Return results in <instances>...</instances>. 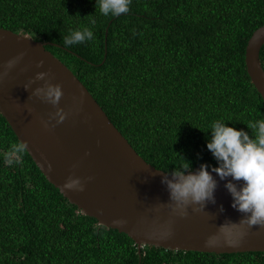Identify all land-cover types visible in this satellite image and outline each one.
<instances>
[{
    "label": "trees",
    "instance_id": "1",
    "mask_svg": "<svg viewBox=\"0 0 264 264\" xmlns=\"http://www.w3.org/2000/svg\"><path fill=\"white\" fill-rule=\"evenodd\" d=\"M95 3L0 0V27L49 42L145 161L169 173L185 161L212 169V121L251 135L246 124L264 119L244 61L264 0H131L116 17ZM84 27L94 38L65 47L64 37ZM259 58L264 68V45ZM19 144L0 113V264H264V251L138 252L128 235L81 213L26 150L13 151Z\"/></svg>",
    "mask_w": 264,
    "mask_h": 264
},
{
    "label": "water",
    "instance_id": "2",
    "mask_svg": "<svg viewBox=\"0 0 264 264\" xmlns=\"http://www.w3.org/2000/svg\"><path fill=\"white\" fill-rule=\"evenodd\" d=\"M47 43L0 27V113L49 183L81 213L132 238L138 252L144 245L218 254L264 251V226L238 223L243 214L231 206L225 187L231 177L221 179L213 172L214 202L205 201L203 211L189 206L184 217L175 214L162 182L172 173L137 153L87 87L45 48ZM263 45L264 24L251 34L244 54L247 74L264 103ZM9 60L16 61L11 68L6 67ZM40 71L48 73V83L62 88L56 106L32 94L45 84L35 80ZM56 107L67 113L60 123L49 121ZM69 177L79 178L83 191L66 189Z\"/></svg>",
    "mask_w": 264,
    "mask_h": 264
},
{
    "label": "clouds",
    "instance_id": "3",
    "mask_svg": "<svg viewBox=\"0 0 264 264\" xmlns=\"http://www.w3.org/2000/svg\"><path fill=\"white\" fill-rule=\"evenodd\" d=\"M97 3L101 14L116 17L129 12L131 0H96L95 5ZM93 38V31L84 27L64 37V46L83 43ZM15 63V60H9L6 67L11 68ZM37 66L41 67L42 62ZM47 76L45 71L36 73L35 80L45 81V84L35 88L32 94L56 106L63 95L62 88L59 84L48 83ZM24 88L29 89V85H24ZM66 115L62 108L56 107L55 112L50 114L49 121L60 123ZM228 122L232 121L214 120L207 130L206 147L217 161V166L209 171V166L202 164L198 171L192 172L191 163L185 161L173 170L172 179L162 180L169 191L170 203L167 206L181 217L187 215V210L192 205H199V208L193 207L192 211H203L205 201L214 202L216 180L212 173L215 172L221 179L231 177L225 187L232 197L231 206L243 214L238 223L247 224L249 227L264 226V119L246 124L251 135L242 128L230 126ZM45 127H48L47 122ZM25 148L23 142L13 145V151L17 154L23 153ZM5 162L13 164L18 160L7 158ZM64 187L83 191L84 185L79 178L69 177Z\"/></svg>",
    "mask_w": 264,
    "mask_h": 264
}]
</instances>
